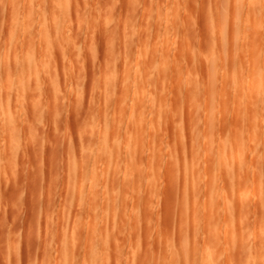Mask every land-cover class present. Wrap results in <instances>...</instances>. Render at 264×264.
Returning a JSON list of instances; mask_svg holds the SVG:
<instances>
[{
	"label": "rangeland",
	"instance_id": "374dc122",
	"mask_svg": "<svg viewBox=\"0 0 264 264\" xmlns=\"http://www.w3.org/2000/svg\"><path fill=\"white\" fill-rule=\"evenodd\" d=\"M63 1L64 0H62L61 3V0H0V264H92L95 260H92L90 257L94 255L97 256L96 253L99 251L96 249H102L104 251V248H100L99 244L102 245L101 247H105L104 245H106L105 250H108L105 251L106 253L102 250L101 253L99 252V255L102 254V256L100 255L101 257H99L98 255L95 264L96 262H98V264H131L134 262L133 264H135L137 263L136 261L140 262V258L144 259L143 257H146L144 256L145 253L147 255L144 259L145 261L143 260L145 264L146 262L147 264H180L182 261V264H184L185 261L186 264H188L186 258L189 255L190 258L188 260L192 258L189 264L192 262V264H201V262L207 264L208 261L209 264H264V208H262L264 199H261L262 202L260 204L259 201L261 200L257 197L259 196V190L261 193L259 197L263 196L262 187L264 190V12H261L264 11V0H243L246 5L243 3L240 5L244 6L245 10L243 7L239 8V5L236 7L235 0H230L231 4H229V0H65L66 2L64 1V3ZM225 1L228 5H231V10L229 9L230 15L227 16L226 23L224 24L225 27L223 26V28H225L223 32L229 33L227 35L224 33L226 36L224 43H226V41L228 43L229 40V45H223L224 43H221L223 40L221 41L216 38L217 30H213V28L216 29L214 23L217 21L214 22L216 20V15L214 17L215 20L212 18V13H215L212 9L215 8L216 2L223 4ZM253 2L260 3L254 4ZM252 3L253 7L262 4V10L259 9L261 6L257 9L259 11L257 13L259 17H257L259 19L262 18L261 20L255 17L251 18V14H253L251 7ZM249 8L250 10H248ZM238 11L239 13L242 12L241 16ZM250 11L252 13H250L249 17L248 13ZM242 16L243 19H241L243 23L241 24L242 21L240 22V17ZM245 16H247L246 18L249 17L248 21ZM244 18L246 20V29H244ZM255 20H258L263 26H260V23L254 25L252 22H257ZM238 21L242 26H239L240 24ZM238 26L242 28V31H244L246 35V40L243 41L244 46L242 45V48H246L247 45L248 53L240 52L242 49V42L232 44L234 41L233 38H237L235 34L240 32ZM255 26H258V28H255ZM236 28L238 31H235ZM256 30H261V33ZM254 32L258 33L259 40L256 38L257 33ZM248 33L249 36H253V38L251 37L249 39L247 36ZM45 34L47 36H45ZM243 39H245V37ZM248 41L251 42L249 43ZM255 41L258 43L261 41L262 43L260 44L262 45L258 46ZM249 44H251L252 49H249ZM233 45L237 47L235 48ZM232 47L234 48L232 49ZM228 48L229 51H227ZM221 49L224 50L222 51ZM232 51L235 53L232 54ZM250 51L252 52L253 62L255 61L254 63H256V65H254L253 62L251 64L252 58ZM234 55L236 57L240 56L236 59ZM248 55H250L249 58L247 57ZM232 57H235V60H233ZM152 59H154V63ZM247 59L250 60V63H248L249 61H247ZM212 62H214L213 65H216H214V69L212 68ZM236 64H242L241 66L239 65L242 73L239 72L244 76H239L240 73L238 72L239 74L237 73V77L241 79H238V82L243 81L246 83V90L248 88L247 83L249 82L247 79L250 78L246 77L247 71L250 67L253 68H250L248 75L251 76L252 73L254 77L252 75V80L251 78L249 79L250 83L248 86H250V91L251 88L254 91L251 92L252 95H255V91H259V93H257L258 95H255L256 98H259L258 96L261 95L259 99L255 98L251 101L250 93L248 96L247 91L239 90L238 88L236 90L233 83V80L235 81L237 78L234 72ZM241 68H243V71ZM231 69H233V72ZM145 70L147 71L145 72ZM212 70H216L219 74H217L219 80L215 79L217 75L215 76ZM144 72L147 74H144ZM225 74L226 76L228 75L229 81H226L228 77H226ZM141 75L144 76L142 82L139 77ZM207 75L208 77L211 75V77H209L210 79L207 78ZM223 75L225 79L224 77L222 78ZM241 76L242 78H240ZM211 78L217 80L218 83L216 82L213 86L212 84L214 82L212 84L209 82ZM20 81L21 83H19ZM251 81L254 88L258 86L257 89L251 87ZM135 82L141 87L134 84ZM227 82H229L231 86L227 84ZM22 83L23 85H21ZM193 84L196 90L195 92H193ZM225 84L227 85L225 86ZM134 87L137 91L139 90V93L136 94L137 91ZM217 87L218 90H216ZM233 88L237 91V94L234 93L235 91L233 92ZM220 89L222 90L220 91ZM223 90L224 92L227 90L225 93L228 95L226 96L223 94L226 96L224 99L221 96ZM214 91L216 92V97H213L215 96ZM239 91L242 92V96ZM141 94L145 97V99H143L144 102L142 100L139 101L137 98L141 96ZM132 95L133 98H131ZM219 95L221 99L218 97ZM233 95L234 97L237 95L235 98L239 101L241 98V103L244 104L242 105L239 101L237 103ZM254 95L252 98L255 97ZM161 96L163 100L160 102ZM211 97L214 101L209 103V101L212 100ZM6 98L8 99L6 100ZM134 98L137 101H135ZM248 98L249 100L247 101L246 99ZM188 100L190 103H188ZM219 100L221 101L218 103ZM224 100L228 101L229 103H227L229 105L227 103H224L225 105L227 104L226 106L222 104L225 102ZM254 100L259 101L256 103ZM138 101L143 103V105ZM162 101H165L166 109L165 106L162 107L160 105ZM250 101L253 102L251 104L254 106H251L249 103ZM245 102L248 103L249 106ZM116 103L117 105L115 106ZM261 103H263V106ZM188 104H190V106H188ZM236 104H239L238 108H236ZM213 105L217 110L213 111ZM222 105L226 108L224 106V108L221 107ZM154 106L156 107L154 108ZM118 107L120 108L118 109ZM149 107L151 108L149 109ZM160 107L164 109L160 111ZM143 108H145L146 111L141 110ZM188 108H191L190 110L193 109L192 111H194V113L197 112L202 115L199 116L198 114L200 121L197 119L198 121L195 122L193 119H190V117L195 118L197 113L193 116L194 113ZM245 108H247L246 111ZM134 109H136V114L134 113L131 117V114L135 111ZM139 109L141 113L138 111ZM235 109L237 111H235ZM156 110L157 114H150L151 112H156ZM158 110L161 115H163L161 116L163 117V125H161L162 129L159 128V130L157 128L155 130L156 127H161L157 122L159 121L158 116H160ZM120 111L123 114L119 113ZM234 112H237L236 116H233ZM241 112L244 115H242ZM245 112H247V114L250 113V116ZM121 114L122 116L124 114L126 116L121 117ZM138 114L139 116L140 114L143 116L145 115L142 117V121L145 122L146 120V123L144 125H142L144 122L139 124V127L144 128V130L138 128L141 133L138 132L137 134L135 131L138 130L134 129L138 126L134 127V123H136L134 117L137 119ZM208 114H210L209 117ZM212 114H215V119L217 118V121H215L216 123L214 122V117L211 116ZM210 116L213 118H210ZM224 116L226 119L223 118ZM238 116L245 120L239 119L238 122V120H236ZM4 117L7 119L5 122ZM255 117H258V119ZM152 118H154L155 124L152 122ZM233 118H236L235 120L238 123H235V120L231 121ZM218 119H222L223 121L221 120L220 122ZM246 119H251L250 123L253 124L252 126L258 127L257 130L260 129V131L257 132V130H255L256 128L253 130L252 126L250 129L249 121L247 122ZM176 120H179L177 124H180L179 126L182 127L184 132L187 130V132H185L187 134V136H185L186 141L184 139L183 144H186L185 147L187 146L186 148H189L185 150V153L182 150L184 145L182 146L178 140L177 145H175V139L177 137L175 136L174 138L173 126ZM211 120L215 125L213 132L211 131L213 126L211 125L212 127H210L211 122H208ZM206 121L209 124L208 127ZM230 121L232 124H230ZM114 122L117 127H115L116 131L113 128L114 132L112 133L111 130ZM189 122H194L193 124H195L197 128L199 125V129L201 130H198V134L196 132L197 135L194 134L198 137V140L195 139L196 142L193 140L196 146L198 141V151L196 148H193L192 145L194 143H191L194 137L192 136L193 138L191 139V135L189 134ZM222 122H225V125L228 122L227 126H225L226 128L228 127V131ZM108 123H111L110 127L107 126ZM219 123L221 125L223 124V126L219 125ZM256 123L259 125H255ZM6 124L7 126H5ZM233 125L237 126L233 127ZM104 128L106 130L110 129L109 136L112 140H109L111 142H109L110 146L112 145L114 149L115 146H117V149L113 150L112 146L111 149L115 152L118 151L117 153H119L120 149L123 151L119 153L120 155L118 154V158L115 160L119 163L118 165L115 164L116 166H113L112 163L114 160L111 159H108L111 161H106V163L103 162L104 160L101 159L105 157H102L99 151V154L97 152V154L94 153L93 155V150H95V148L99 150L96 146L97 143L99 144L101 141L99 142L96 140L100 137L102 139L103 131H106ZM237 128L238 130H236ZM216 130L217 132L215 133ZM231 130L232 132L233 130L237 132L240 130V140L244 138L245 141V144H242L243 139L241 140L242 150L244 148L245 154L243 150V152L240 153L241 156H238L239 159L237 155L235 156V161L239 160L240 162V159H242L244 155L246 158L249 157L248 160L243 157L244 160L242 159L243 162H241L245 163L247 160L245 164L247 165L248 163L249 166H245L244 164L243 169L246 173V167L249 168V171H247L249 172V174L247 173L249 176L246 175V177L248 179L250 177V180H248V183L247 179H244L245 176L244 178L242 177L245 175L243 173L240 178L241 180L243 178L245 183L241 182L244 186L243 188L240 186V188H242V195L245 194L244 196L246 197L249 194L248 196L250 197L252 194V197H248L250 201L249 199L243 200L247 202H245L246 205L250 202V205H248L250 207L246 206L241 200L242 204H240L239 199L236 198L235 201L239 202L238 205L244 204L240 209H238L240 205H237L238 207H235V209L233 208V203L235 204L233 198L235 197L231 195V190L233 191L232 194H234L235 186L241 185L237 182V176L239 175L234 174V172H230V174L226 171H220L223 173L222 174L217 169H215L216 172H214L215 170L213 169L209 170L212 164L207 165L210 162H208V156L210 154L213 156L214 161H216L217 148L220 149L222 148L220 145L225 144V147L228 146L227 142H229L228 139L231 137ZM142 131L144 136H142ZM158 131H161V133ZM209 131L211 132L209 133ZM253 131L256 132L253 133ZM220 132H223V134H219ZM214 133L215 135L213 136ZM139 134H141L140 136L142 138L137 140L136 138L139 137ZM252 134L254 136H252ZM205 136L207 139L209 136L211 137L207 140ZM117 138L121 142L117 141ZM91 139L94 140L92 141ZM11 140L13 141L11 142ZM113 140H116L118 144L121 143L120 146L118 144L116 145ZM121 146L122 148H120ZM159 147L162 148H160L161 155H158V150L160 151ZM179 147L180 149H176ZM191 148H193L192 152H195L192 153L194 154L192 156L190 153ZM213 148L215 151L212 150ZM125 150L128 152L130 150V152L127 153L126 151L125 153ZM176 150L179 153H176ZM127 154L135 158L134 160H130L135 161L132 164L133 166L136 165L133 167L134 170L131 168L130 162L128 163L129 157L125 156L124 159V155ZM176 154H180L179 157H181V162L178 159L179 157H176L178 156ZM186 154L188 155L186 156ZM252 154L256 164L255 162L250 164V160L253 158ZM174 155L175 158L173 157ZM183 156H186L188 162L191 161V164L193 161L194 163L196 161L195 158L193 160V156L196 157V159L198 158V173L196 169H194L197 173L196 175L194 174V170H192V174L190 173L192 172L191 169H188L190 174L187 172L188 170L186 172L183 171V163L184 159H186V157L184 158ZM159 158L161 159L159 160ZM213 158H210V160H213ZM173 159H175V161ZM98 160H101V163H99ZM125 160H127V163ZM170 160L172 161L171 163ZM156 161H158L159 164H157ZM153 162L156 163H154V166L152 165ZM197 162L195 165H197ZM93 164H95V166ZM110 164L113 169L110 167ZM253 164L256 166L253 169L255 173H253L254 171L252 170ZM126 165L130 167L127 166L126 169V167H124ZM155 165L157 166L155 167ZM168 165H170V167ZM93 166L96 168L94 169ZM108 167L111 168L110 171ZM172 167L175 172L174 176ZM205 167H208L207 169L209 172L208 170L207 172L210 176L213 175L212 178L206 173ZM114 169L116 171L119 170V173H115ZM170 170L172 172L171 175L169 172ZM110 172L113 173L112 176ZM211 172L213 174H211ZM217 172L220 173L221 177L226 173L225 177H218L219 173ZM94 174L95 176L92 178ZM183 174L186 175L184 176ZM192 175H195L193 176L195 179H193V177L191 178ZM215 175L219 179L216 180L217 183L213 182L216 179ZM172 176L173 178H171ZM226 177L227 181L225 182ZM228 177L230 181L236 179L234 181L236 185L233 181L228 183ZM112 178L116 179L113 180ZM143 178L145 179V183ZM210 178L213 179L212 182L215 184V187L219 184L217 187H220V190L217 188L216 190L218 191L215 189L213 191L212 189L209 192V187H211L212 184ZM230 178L234 179L231 180ZM111 179L113 182H111ZM172 179H174V182ZM221 179H223V181ZM194 180L196 181L195 184ZM257 180L259 181V190L257 189ZM114 181H116V183H114ZM190 181H193V183ZM141 182L143 186H141ZM169 183L172 185L170 184L169 186ZM110 184L114 186V192H112ZM230 184H232V186ZM253 184H255L256 189L252 186ZM192 185L197 186L198 191H193L195 194L198 192L196 197L195 195L191 197L193 193L191 188H194ZM230 186L232 189H229ZM245 186L248 188V191L243 190ZM94 187L96 190L95 193L91 192L94 190ZM199 188L201 190H199ZM195 189L196 187L193 190ZM138 191L139 196L137 195ZM250 191L251 194L249 193ZM97 192L98 194H96ZM208 192L211 194L215 192V195L221 194V196H216L213 201L215 202L217 200V203L219 201L218 206L216 205V209H218V207L219 209L215 214L213 213V215L210 210L214 209V212L215 205L212 204V209L208 208L210 206L209 204L203 205L204 202L209 203V200L207 201V194L210 195ZM95 194L97 197H95ZM113 194L117 197V200H115L113 204H110L109 198L113 200V197H110ZM236 194L237 193L234 195L239 197L238 194ZM124 195L127 196L125 197ZM212 196L210 195L208 197L212 198ZM193 197H195V199H193ZM204 197L207 199L203 202ZM192 199L196 200L195 203H199V206L197 205L199 207L197 210L195 209L196 206L193 207L194 203L189 205L190 207L192 206L195 211L192 208L191 210L188 206V201L191 203V201H193ZM212 199H210V204L212 203ZM96 201H98V205ZM184 201H187V203H184ZM200 202H202V204ZM115 203L118 204L116 205L117 208L115 207ZM259 204L261 205L262 211ZM90 207L94 208L93 210L96 211H93L95 216L98 214L99 219L98 216L95 217V219L98 220L93 219L94 215H92V209ZM106 207L107 209L105 210ZM246 207L249 209H245ZM205 208L208 209V211H206ZM98 209H100L99 212H97ZM108 209H110L111 212L114 209L116 210L115 215L117 217V222L115 221L113 224V217L111 216L110 218L105 216V220L108 218V222L107 220L105 221L106 226L104 227V225H102L104 223L103 216H110ZM203 209L206 211V214ZM195 212H197L196 216H194ZM208 214L209 216H207ZM210 214L212 215L211 217H214L215 223L212 218V221L209 220ZM204 215L208 220L204 218ZM260 216L261 219H259ZM228 217L232 222L227 220ZM204 219L206 222L210 221L211 224L212 222L214 223L212 224L213 226H211V224L209 226L212 228L217 227L215 233L208 225L206 228ZM109 220L111 224L107 229ZM257 220H262V222L257 223ZM98 221H100V223ZM91 222L100 226H97V228L96 224L93 225L94 223ZM133 223L136 225L135 227H138L136 228V233L135 228L132 229V227H134ZM260 223L262 226L257 229V225H260ZM90 225L92 227L95 226L94 229L90 227ZM164 226L166 227V231L163 228ZM203 226L205 227L204 229ZM241 226L245 228L243 229L244 231L246 230L245 232L242 230ZM109 227L110 230L111 227L113 228V234L117 227L118 233L116 232V235L118 239L116 240L117 237L115 236L116 238H114V241L118 243L112 242V238L108 236L112 234L111 232L108 234ZM71 228L72 231L70 230ZM239 228L240 233L238 232ZM99 229H102V231L100 230L102 233ZM208 229L212 232H209ZM259 229L262 230L260 233L257 232L260 231ZM94 230L95 233L93 232ZM70 231H74L76 234L78 232L80 233H78V235L74 232L72 233V236L76 238H73V245L71 244L72 237L70 236ZM97 231V239H102L99 241L102 243H98L96 238L93 240V234H97ZM162 231L168 232L169 235ZM103 232L107 235L105 236ZM195 232L196 235L194 236L193 234H195ZM83 233L88 235V237L92 235V245L91 242L88 241L90 246H93L92 251V247L88 246V242L81 239ZM160 233H162L164 238L171 236L173 239L172 244H170L172 241L171 239H169V241L162 236L164 240L160 238ZM163 233L166 236H164ZM204 233L205 237L203 235ZM86 235L83 239L87 237ZM206 235H208V238ZM100 236L101 238H99ZM106 237L108 239L110 238L109 241ZM131 240L133 241L132 243ZM135 240L137 241L136 243ZM104 241L107 243L105 244ZM164 241L168 243L165 244ZM108 242H110V245L113 247L110 246ZM160 242L161 246L162 244L163 246L167 245L165 246V251L162 250L164 248L159 247ZM173 243L175 248L179 249L178 253L184 252L183 255H178L181 259L178 262L175 261L176 259L179 260L178 256L176 258L177 249L174 248V252L176 251L174 253L176 254L175 257L172 253L173 248L171 247H174ZM95 244L98 245L96 246ZM134 244H136L137 247H135L136 251L134 248V250L131 249V246L133 247ZM168 244L170 246H168ZM180 244H182L181 247ZM85 245H87L88 248ZM254 245L256 247L253 248ZM98 246L99 248H97ZM184 246H188L192 249L193 255H191L190 249ZM108 247L110 248V252ZM85 248L88 249H86L87 252L90 250L88 254L84 252L86 256L81 252L83 250L85 251ZM119 248L122 249V251H120V256L117 255V253L119 254ZM170 249L172 250L171 253ZM194 249H196V251ZM113 250H115V253ZM131 250L134 257L131 256ZM204 250H206L205 256H203ZM94 251H96V253ZM137 251L140 252V257L137 255ZM142 251L143 253L145 251L143 255L141 254ZM91 252H93L94 255ZM133 252H136V255H134ZM108 255L112 257H108L109 259L106 258L108 260H106V263L104 262V258ZM207 255H210V258H208ZM115 256L118 259H114ZM183 256L185 260L181 258ZM83 257L85 258L83 259ZM196 257L197 259H195ZM141 264L143 263L141 262Z\"/></svg>",
	"mask_w": 264,
	"mask_h": 264
},
{
	"label": "bare ground",
	"instance_id": "6f19581e",
	"mask_svg": "<svg viewBox=\"0 0 264 264\" xmlns=\"http://www.w3.org/2000/svg\"><path fill=\"white\" fill-rule=\"evenodd\" d=\"M64 1H65V0H64ZM64 1H63V3H64ZM226 1H228V0H226ZM226 1L223 2V4H220L219 2H216L217 4L215 5V8L212 9V11H215V13L213 12L214 14L212 13V15H213L212 18L215 20L214 17H215V15H216V20H215L214 22L217 21L216 23H214V24L216 25V26H214V27H216V29L213 28V30H215V31L217 30V37H216V38H218V39L221 40V41L223 40V41L221 42L222 44L224 43V40H225V37H226L225 34H226V35L229 34V33H225V32H223V30L225 29V28H223V26H224V24L226 23L225 21H226V19H227V16L230 15V13H229V12H230L229 9L231 10V7H230L231 5H228V3H227ZM244 1H247V0H244ZM65 2H66V1H65ZM249 2H250V1H249ZM61 3H62V0H61ZM218 3H219V4H218ZM241 3L244 4L243 0H235V6L238 7V5H239V6H240L239 8H242V7H243V9L245 10V7L242 6V5H240ZM245 3H246V2H245ZM253 3H254V4H257V3H260V2H253ZM253 3H252V6H251V7H252V12H253V14H251V18H252V17L258 18V17H259V16H258L259 14L257 15V13H258L259 11H258L257 9H258L259 6H261V7L259 8V9H261V8H262V4H258L257 7H255V6L253 7ZM229 4H231V1H230V0H229ZM248 4H249V3H248ZM65 5H66V4H65ZM65 5H64V6H65ZM212 5H213V4H212ZM244 5H246V4H244ZM249 5H250V4H249ZM263 5H264V4H263ZM62 6H63V5H62ZM66 6H67V5H66ZM248 7H250V6H248ZM248 7H247V8H248ZM65 8H66V7H65ZM210 8H211V7H210ZM212 8H213V6H212ZM233 9H234V7H233ZM239 10H240V9H239ZM248 10H250V8H249ZM248 10H247V11H248ZM261 10H262V9H261ZM261 10H260V11H261ZM263 10H264V9H263ZM234 11H235V9H234ZM242 12L244 13L243 10H242ZM242 12L239 13V11H238V13H239L240 16H241V13H242ZM252 12L250 11V12L248 13V16H249L250 13H252ZM261 12H264V11H261ZM228 13H229V14H228ZM234 13H235V12H234ZM234 13H233V14H234ZM210 15H211V13H210ZM252 15H253V16H252ZM234 16H235V15H234ZM234 16H233V17H234ZM236 16H237V15H236ZM257 16H258V17H257ZM233 17H232V18H233ZM246 17H247V16H245V18H246ZM249 17H250V16H249ZM249 17H248V18H249ZM263 17H264V14H263ZM234 18H235V17H234ZM241 18L243 19V16L240 17V22L242 21V22H241V24H242V23H243V20H242ZM245 18H244V20H245ZM248 18H246L247 21H248ZM251 18H250V19H251ZM258 19H259V18H258ZM261 19H262V18H261ZM261 19H259V20H261ZM253 21H254V19H253ZM255 21H257V22H255V23L252 22L254 25H255V24L257 25V23H260V22H258V20H255ZM235 22H236V21H235ZM250 22H251V20H250ZM261 22H262V21H261ZM238 23H239V21H238ZM245 23H246V20L244 21V29L247 28V26H246V28H245ZM233 24H234V22H233ZM236 24H237V23H236ZM239 24H240V23H239ZM239 24H238V25H239ZM241 24H240L239 26H242ZM248 24H249V23H248ZM261 24H262V23H260V26H263V25H261ZM246 25H247V24H246ZM254 25H253V26H254ZM258 25H259V24H258ZM226 26H227V25H226ZM239 26H238V28H240V30H239L240 32H239L238 34H235V37L237 36V38H233L234 41H233L232 44H236V43L238 44V43L242 42V43H241V48H242V47L244 46V45H243V41L246 40V35H245L244 31H242V28L239 27ZM27 27H28V26H27ZM27 27H26V28H27ZM224 27H225V26H224ZM234 28H235V27H234ZM255 28H258V26H255ZM244 29H243V30H244ZM261 29H262V28H261ZM44 31H45V30H44ZM225 31H226V30H225ZM235 31H238L237 28L235 29ZM256 31H258V30H256ZM260 31H261V30H259L258 32H260ZM246 32H247V31H246ZM262 32H263V31H262ZM44 33H45V32H44ZM55 33H56V32H55ZM213 33H214V32H213ZM224 33H225V34H224ZM249 33H251V32H249ZM249 33L247 34L248 38H249V39H250L251 37L253 38V36H251V37L249 36ZM252 33H253V30H252ZM254 33H257V32H254ZM260 33H261V32H260ZM47 34H48V33H47ZM215 34H216V33H215ZM42 35H43V33H42ZM251 35H252V34H251ZM45 36H47V35L45 34ZM214 36H215V35H214ZM261 36H263V35H261ZM232 37H233V35H232ZM241 37H242V38H241ZM244 37H245V39H243ZM216 38H215V40H216ZM256 38H257L258 40L260 39L258 33L256 34ZM45 39H47V38H45ZM249 39H248V40H249ZM257 39H256V40H257ZM227 40H228V38H227ZM241 40H242V41H241ZM251 40H252V39H251ZM258 40H257V41H258ZM261 40H262V39H261ZM47 41H48V40H47ZM217 41H218V40H217ZM257 41H255V42L258 44V46H259V45H262V44H260V43H262L261 41H260V43H258ZM248 42L250 43L251 41H248ZM226 43H227V41H226ZM226 43H224L223 45H229V44H228V43H229V40H228V43H227V44H226ZM217 44H218V42H217ZM247 44H248V43H247ZM242 45H243V46H242ZM216 46H217V45H216ZM233 46H235V45H233ZM249 46H250L249 49H250V48L252 49L251 44H249ZM236 47H237V46H235V48H236ZM247 47H248V46L246 45V48H245V47L242 48L240 52H241V53H243V52H244V53H248L249 51L247 52ZM260 47H261V46H260ZM222 48H223V46H222ZM233 48H234V47H232V49H233ZM249 49H248V50H249ZM254 49H255V48H254ZM221 50L223 51L224 49H221ZM237 50H238V48H237ZM257 50H259V49H257ZM227 51H229V48H228ZM227 51H226V52H227ZM234 51H236V50H234ZM238 51H239V50H238ZM260 51H261V50H260ZM260 51H259V52H260ZM141 52H142V50H141ZM232 52H233V51H232ZM256 52H257V51H256ZM142 53H143V52H142ZM142 53H141V54H142ZM234 53H235V52H233L232 54H234ZM250 53H251V58H252V60H251V64H252V62H253L252 52L250 51ZM253 53H254V52H253ZM255 54H256V53H255ZM258 55H259V53H258ZM223 56H224V55H223ZM227 56H228V55H227ZM234 56H235V55H234ZM239 56H240V55H239ZM239 56H238V57H239ZM140 57H141V56H140ZM235 57H236V56H235ZM235 57H234V58H235ZM238 57H236V59H237ZM247 57L249 58L250 55H248ZM27 58H28V57H27ZM221 58H222V57H221ZM227 58H228V57H227ZM227 58H226V59H227ZM232 58H233V57H232ZM234 58H233V60H235ZM259 58H260V57H259ZM147 59H148V57H147ZM154 59H155V58H154ZM154 59H152V60H153V63H154ZM256 59H257V58H256ZM138 60H139V59H138ZM140 60H141V59H140ZM209 60H210V59H209ZM223 60H224V59H223ZM231 60H232V59H231ZM233 60H232V62H233ZM257 60H259V59H257ZM225 61H227V60H225ZM244 61H245V59H244ZM247 61H249L248 63H250V60L247 59ZM236 62H237V61H236ZM254 62H255V61H254ZM254 62H253V64L256 65V63H254ZM213 63H214V62H212L211 64L213 65ZM222 63H223V62H222ZM227 63H228V62H227ZM234 63H235V62H234ZM240 63H242V62H240ZM244 64H245V63H244ZM257 64H259V63H257ZM214 65H215V64H214ZM214 65L212 66L213 69H214ZM224 65H225V64H224ZM228 65H229V64H228ZM228 65H227V66H228ZM239 65H240V64H239ZM239 65L236 64V66H235V70H234V72H235V74H236V77L238 76L237 73H238L239 71L241 72V70H240V66H241L242 64H241L240 66H239ZM248 65H250V64H248ZM150 66H152V65H150ZM215 66H216V65H215ZM250 66H251V65H250ZM250 66H249V67H250ZM206 67H207V66H206ZM224 67H225V66H224ZM244 67H245V65H244ZM252 67H253V65H252ZM254 67H257V66H254ZM138 68H139V67H138ZM250 68H251V67H250ZM250 68H249L248 71H247L248 73H247V76H246V77H247V78L250 77L251 80H252V75H253V74L251 73V76L248 75V74H249V70H250ZM210 69H211V67H210ZM222 69H223V68H222ZM233 69H234V68H233ZM233 69H231L232 72H233ZM241 69H242V71H243V68H241ZM244 69H245V68H244ZM251 69H253V68H251ZM139 70H140V69H139ZM207 70H208V68H207ZM146 71H147V70H145V72H146ZM209 71H210V70H209ZM212 71H213V70H212ZM228 71H229V69H228ZM251 71H252V70H251ZM145 72H144V74H147V73H145ZM213 72L215 73V76L218 74V73L216 72V70L213 71ZM240 72H239V73H240ZM244 72H246V71H244ZM244 72H243V73H244ZM255 72H256V71H255ZM138 73L140 74L139 71H138ZM210 73H211V72H210ZM228 73H229V72H228ZM239 73H238V74H239ZM241 73H242V72H241ZM241 73L239 74V76L242 75ZM141 74H142V71H141ZM207 74H208V72H207ZM223 74H224V73H223ZM226 74H227V72H226ZM226 74H225V76H226ZM244 74H245V73H244ZM148 75H149V73H148ZM148 75H147V76H148ZM208 75H209V74H208ZM208 75H207V78L211 77V75H213V74H211L209 77H208ZM218 75H219V74H218ZM218 75H217V77H215V79H218ZM255 75H256V74H255ZM142 76H143V75L139 76L141 82L144 80V76H143V78H142ZM225 76L223 75L222 78L224 77V79H225ZM232 76H233V73H232ZM242 76H244V75H242ZM242 76H241L240 78H242ZM149 77H150V75H149ZM226 77H228V75H227ZM253 77H254V75H253ZM213 78H214V77H213ZM243 78H244V77H243ZM250 78L247 79V80L249 81V82L247 81V82H248V83H247L248 85H249V83H250V80H249ZM127 79H128V78H127ZM135 79H137V78H135ZM146 79H147V78H146ZM146 79H145V80H146ZM209 79H210V78H209ZM215 79H214V80H215ZM228 79H229V77L226 79V81H227ZM233 79H235V78H233ZM238 79H239V78L237 77L235 81L233 80V83H234V86H235L236 90H237V88H238L239 90L247 91L248 96H249V93L251 94V92L253 91L252 88H251V91H250V90H249V87H250V86L247 85L248 88H247V90H246V86H245L246 83L243 82V81L238 82L239 80H241V79H239V80H238ZM244 79H245V78H244ZM244 79H243V80H244ZM140 80H139V83H140ZM148 80H149V79H148ZM207 80H208V79H207ZM211 80H212V82H211ZM211 80H210V81L208 80V81H209L211 84L214 82V83L212 84V85L214 86V84L217 82V80L214 81L212 78H211ZM218 80H219V79H218ZM222 80H223V79H222ZM245 80H246V79H245ZM224 81H225V80H224ZM228 81H229V80H228ZM19 83H21V81H20ZM192 83H193V82H192ZM217 83H218V82H217ZM222 83H223V82H222ZM231 83H232V81H231ZM233 83H232V84H233ZM251 83H252V81H251ZM134 84H136V82H135ZM134 84H133V85H134ZM141 84H142V83H141ZM190 84H191V83H190ZM208 84H209V83H208ZM227 84H229V82H227ZM227 84H225V86H226ZM21 85H23V83H22ZM136 85H139V84H136ZM142 85H145V84H142ZM195 85H196V83H195ZM229 85H230V84H229ZM139 86H140V85H139ZM139 86H138V87H139ZM225 86H223V87H225ZM230 86H231V85H230ZM236 86H237V87H236ZM140 87H141V86H140ZM188 87H189V86H188ZM251 87H253V83H252V86H251ZM142 88H143V86H142ZM191 88H192V86H191ZM195 88H196V86H195ZM253 88H254V87H253ZM257 88H258V86H257ZM257 88H254V89H257ZM134 89H135V87H134ZM137 89H139V88H137ZM179 89H180V88H179ZM188 89H189V90H192V89H190V88H188ZM193 89H194V84H193ZM226 89H227V88H226ZM135 90H136V89H135ZM135 90H134V91H135ZM181 90H182V89H181ZM210 90H211V89H210ZM216 90H218V87H217ZM221 90H222V89H220V91H221ZM229 90H230V89H229ZM258 90H259V89H258ZM136 91H137V90H136ZM195 91H196V90L194 89L193 92H195ZM226 91H227V90H226ZM226 91H225V92H226ZM231 91H232V89H231ZM234 91H235V90H234V88H233V92H234ZM260 91H261V89H260ZM214 92H215V91H214ZM225 92H224V90H223V91H222V94H221V96H222L223 99H224V97L228 96V95H226L227 93H225ZM236 92H237V91H235L234 93L237 94ZM239 92H240V95H241L242 92H241V91H239ZM253 92H254V91H253ZM255 92H256L255 95H256L257 93H259V91H255ZM137 93H139V90L136 92V94H137ZM140 93H141V92H140ZM219 93H220V92H219ZM247 93H245V94H247ZM121 94H122V93H121ZM132 94H133V93H132ZM188 94H189V92H188ZM210 94H211V92H210ZM223 94H225L226 96L223 95ZM235 94H234V95H235ZM243 94H244V93H243ZM123 95H124V94H123ZM133 95H135V94H133ZM133 95H132L131 98H133ZM143 95L145 96L144 93H143ZM143 95L141 94V96H139V97L136 96V97L138 98L139 101H140V100L143 101V99H145V97H144ZM211 95H212V94H211ZM214 95H215V96H213V97H216V92H215ZM234 95H233V97H234ZM253 95H254V94H253ZM253 95L251 94V97H250L251 101H252V99H255V98H256L255 95H254L255 97L252 98ZM257 95H258V94H257ZM118 96H119V95H118ZM221 96L219 95L218 97L221 99ZM236 96H237V95H236ZM236 96H235V97H236ZM241 96H242V95H241ZM260 96H261V95H259L258 97L260 98ZM7 97H8V96H7ZM120 97L123 98L122 96H120ZM188 97H189V95H188ZM190 97H191V96H190ZM194 97H195V96H194ZM235 97H234V98H235ZM239 97H240V96H239ZM239 97H237V98H239ZM263 97H264V96H263ZM125 98H126V97H125ZM160 98H161V99H160V102H161V100H163V98H162V96H161ZM211 98H212V97H211ZM234 98H233V100H234ZM245 98H246V97H245ZM245 98H244V99H245ZM259 98H256V99H259ZM7 99H8V98H6V100H7ZM119 99H120V98H119ZM127 99H128V98H127ZM127 99H126V100H127ZM188 99H189V98H188ZM209 99H210V98H209ZM223 99H222V100H223ZM227 99H228V98H227ZM134 100H135V98H134ZM225 100H226V98H225ZM225 100H224V101H225ZM228 100H229V99H228ZM235 100H237V99L235 98ZM246 100L248 101L249 98L246 99ZM263 100H264V99H263ZM123 101H124V100H123ZM127 101H128V100H127ZM135 101H137V100H135ZM139 101H138V102H139ZM194 101H195V99H194ZM212 101H214L213 98H212L211 101H209V103L212 102ZM220 101H221V100H219L218 103H219ZM238 101H239V100H237V103H238ZM251 101L249 102L250 104L253 103V102H251ZM254 101H256V103H257L259 100H254ZM8 102H9V101H8ZM143 102H144V101H143ZM164 102H165V101H164ZM164 102L162 101L163 104H162V103L160 104L162 107L165 106V103H164ZM191 102H192V101H191ZM222 102H223V101H222ZM227 102H228V101H225V102H223L222 104L227 103ZM233 102H234V101H233ZM239 102L241 103V98H240V101H239ZM242 102H243V101H242ZM134 103H135V102H134ZM139 103H140V102H139ZM188 103H190L189 100H188ZM196 103H197V102H196ZM228 103H229V102H228ZM228 103H227V104H228ZM230 103H231V99H230ZM234 103H235V102H234ZM245 103H246V102H245ZM263 103H264V102H263ZM263 103H261L262 106H263ZM119 104H120V102H119ZM122 104H123V103H122ZM140 104L143 105V103H140ZM155 104H156V103H155ZM211 104H212V103H211ZM213 104H214V103H213ZM220 104H221V103H220ZM220 104H219V105H220ZM227 104H226V105H227ZM241 104L243 105L244 103H241ZM246 104L248 105V103H246ZM246 104H245V105H246ZM116 105H117V103L115 104V106H116ZM152 105H153V104H152ZM192 105H193V104H192ZM224 105H225V104H224ZM224 105H222L221 107H223ZM226 105H225V106H226ZM228 105H229V104H228ZM233 105H235V104H233ZM236 105H237V104H236ZM252 105H253V104H251V106H252ZM115 106H114V108H115ZM119 106H120V105H119ZM124 106H126V105H124ZM188 106H190V104H188ZM193 106H196V105H193ZM225 106H224V107H225ZM238 106H239V104L236 106V108H238ZM248 106H249V105H248ZM251 106H250V107H251ZM253 106H254V105H253ZM122 107H123V106H122ZM138 107H139V106H138ZM141 107H142V106H141ZM152 107H153V106H152ZM155 107H156V106H154V108H155ZM158 107H159V106H158ZM215 107H216V104H215ZM215 107H214V105H213V107H212V108H214L213 111H214V110H217ZM224 107H223V108H224ZM256 107H257V106H256ZM119 108H120V107H118V109H119ZM125 108H126V107H125ZM150 108H151V107H149V109H150ZM191 108H192V107H191ZM191 108H188V109L190 110ZM196 108H197V107H196ZM212 108H211V109H212ZM225 108H226V107H225ZM241 108H242V107H241ZM247 108H249V107H247ZM247 108H245V111H246ZM261 108H262V107H261ZM122 109H123V108H122ZM130 109H131V107H130ZM161 109L163 110L164 108H161V107H160V111H162ZM165 109H166V106H165ZM194 109H195V107H194ZM249 109H250V108H249ZM249 109H248V110H249ZM252 109H253V108H252ZM252 109H251V111H252ZM134 110H135V111H134ZM134 110H133L134 112L132 111L133 113L131 114V117L134 115V113L136 114V109H134ZM141 110L144 111L145 108H143V109H141ZM141 110L139 109L138 111L140 112ZM192 110H193V109H192ZM192 110H190V111H192ZM198 110H199V109H198ZM221 110H222V109H221ZM248 110H247V112H248ZM256 110H257V109H256ZM258 110H259V109H258ZM115 111H116V110H115ZM143 111H142V112H143ZM145 111H146V110H145ZM147 111H148V110H147ZM151 111H152V110H151ZM196 111H197V109H196ZM219 111H220V110H219ZM219 111H218V112H219ZM235 111H237V110L235 109ZM241 111H242V110H241ZM253 111H254V110H253ZM117 112H118V110H117ZM117 112H116V113H117ZM158 112H159V110H158ZM209 112H210V110H209ZM223 112H224V111H223ZM242 112H244V111H242ZM242 112H241V114H242ZM247 112H245V113L247 114ZM249 112H250V111H249ZM116 113H115V114H116ZM119 113H122V112L120 111ZM124 113H125V112H124ZM140 113H141V112H140ZM146 113H147V112H146ZM152 113H153L154 115H155V113L157 114V110H156V112L154 111V112H151L150 114H152ZM159 113H160V112H159ZM159 113H158V115H159ZM192 113H194V111H192ZM192 113H191V116H192ZM195 113H197V112H195ZM195 113L193 114V116L196 115ZM215 113H216V111H215ZM221 113H222V112H221ZM234 113H235V112H234ZM234 113H233V116H236L237 112H236L235 114H234ZM257 113H258V112H257ZM257 113H256V115H257ZM122 114H123V113H122ZM122 114H121V117H125V116H126L125 114L122 116ZM163 114H164V111H163ZM198 114H199V113H197V116H198ZM238 114H240V113H238ZM251 114H252V113H251ZM158 115H157V116H158ZM209 115H210V114H208V117H209ZM221 115H222V114H221ZM242 115H244V114H242ZM242 115H240V116H242ZM247 115L250 116V113L247 114ZM247 115H246V116H247ZM252 115H253V114H252ZM252 115H251V116H252ZM254 115H255V114H254ZM115 116H116V115H115ZM119 116H120V115H119ZM129 116H130V114H129ZM129 116H128V117H129ZM144 116H145V115H144ZM144 116H143L142 114H140V116H139V114H138V118H137V119H136V117H134L135 119L133 118L134 121L136 120V123H134V124H135L134 127L138 126V127H136V129H134V130H138V131H135L137 134H138V132L141 133L139 129L142 128V127H139V126H140L139 124H141V123L144 122V121H142V117H144ZM149 116H150V115H149ZM161 116H163V115H161V113H160V116H158V120H159V121H157V122L160 124V126L163 125V119H162L163 117H161ZM197 116H195V118H194V117H193V118L190 117V119H191V120L193 119L195 122L198 121L197 119H199V121H200L199 116H202V115L199 114L198 118H197ZM211 116L214 117L215 114H214V115L212 114ZM211 116H210V118H213V117H211ZM222 116H223V115H222ZM153 117H154V116H153ZM155 117H156V116H155ZM129 118H130V117H129ZM206 118H207V117H206ZM223 118L226 119L225 116H224ZM228 118H229V117H228ZM228 118H227V119H228ZM231 118H232V116H231ZM247 118H248V117H247ZM255 118L258 119V117H255ZM255 118H254V119H255ZM4 119H5V120H4ZM4 119H3L4 122L7 121V119H6L5 117H4ZM122 119H124V118H122ZM122 119H121V120H122ZM153 119H154V118H152V120H153ZM161 119H162V121H161ZM195 119H196V120H195ZM207 119L210 120L209 118H207ZM214 119H215V117H214ZM235 119H236V118H235ZM235 119L233 118V120H231V119H230V120H231V121H234ZM239 119L245 120V119H243L242 117H239V116H238V119H236V120H238V122H239ZM251 119H253V118H251ZM251 119H250V120H247V119H246L247 122L249 121L248 123H249V125H250V129H251V126L253 125V124L250 123ZM130 120H132V119H130ZM148 120H149V119H148ZM191 120H189V121H191ZM218 120H219V119H218ZM221 120H222V119H220L219 121L221 122ZM236 120H235V123L237 122ZM8 121L10 122L9 119H8ZM123 121H125V120H123ZM149 121H150V120H149ZM154 121H155V120H153L152 122L154 123ZM176 121H177V122H176ZM176 121H174L175 125L173 124V125H174V126H173V127H174V131H173V132H174V138H175V136L177 137V138L175 139V140H176L175 145H177V140H178L179 143H181L182 146H183V145H184L183 143H184L185 136H187V134L185 133V132H187V130H185V132H184V131L182 130V127L179 126L180 124H179V125L177 124V123L179 122V120H176ZM215 121H217V118L214 120V122H215ZM222 121H223V120H222ZM227 121H228V120H227ZM231 121H230V124H232ZM246 121H245V123L247 124ZM254 121H255V120H254ZM254 121H253V122H254ZM131 122H133V121H131ZM152 122H151V123H152ZM201 122H202V121H201ZM206 122H207V121H206ZM208 122H211V123H212V120H211V121H208ZM208 122H207L206 124H208ZM238 122H237V123H238ZM6 123H7V122H6ZM10 123H11V122H10ZM145 123H146V120H145V122H144L142 125H144ZM158 123H157V124H158ZM180 123H181V121H180ZM193 123H194V122H193ZM193 123H192V122H191V123L189 122V124H190V125H189V126H190V133H189V134L191 135V139L194 137V139L191 140V143H194L195 139L198 138V137H196V135L198 134L199 131H201V130L199 129V125L197 124V125H198V128H197V127H195V124H193ZM211 123H210V127L213 126V127H212L213 129L211 130V131L213 132V130H214V126H215V125H214V123H212V124H211ZM215 123H216V122H215ZM222 123L224 124V127H225V126H227V123H228V122L226 123V125H225V122H222ZM235 123H234V124H235ZM245 123H244V124H245ZM4 124H5V123H4ZM110 124H111V123H110ZM110 124L108 123L107 126L110 127ZM114 124H115V122H114ZM114 124H113L112 130H111L112 133L114 132V131H113V128H114V130L116 131V128H115V127H117L116 124H115V126H114ZM136 124H137V125H136ZM154 124H155V123H154ZM154 124H153V125H154ZM199 124H201V123H199ZM223 124L221 125V124L219 123V125H221V126H223ZM239 124H240V123H239ZM239 124H238V127H239ZM242 124H243V122H242ZM9 125H10V124H9ZM9 125H8V126H9ZM11 125H12V123H11ZM211 125H212V126H211ZM228 125H229V124H228ZM249 125H248V126H249ZM255 125H259V124L256 123ZM255 125H254V126H255ZM5 126H7V124H6ZM132 126H133V125H132ZM156 126H158V125H156ZM181 126H182V125H181ZM208 126H209V124L207 125V127H208ZM236 126H237V125H233V127H236ZM154 127H155V125H154ZM210 127H209V129H210ZM216 127H217V126H216ZM216 127H215V128H216ZM230 127H231V126H230ZM7 128H8V127H7ZM10 128H11V127H10ZM138 128H139V129H138ZM157 128H158V129H159V128L162 129V126H161V127H156L155 130H156ZM204 128H205V127H204ZM222 128H223V127H222ZM225 128H226V127H225ZM225 128H224V130H225ZM252 128H253V130H254V128H256V126H255V127L252 126ZM132 129H133V128H132ZM196 129H197V131H196ZM209 129H208V130H209ZM220 129H221V127H220ZM226 129H227V131H228V127H227ZM231 129H232V127H231ZM239 129H240V128H239ZM257 129H258V127H257L255 130H257ZM7 130H8V129H7ZM104 130H106V129L104 128ZM142 130H144V128H142ZM159 130H160V129H159ZM198 130H199V131H198ZM204 130H205V129H204ZM204 130H203V131H204ZM236 130H238V128H237ZM236 130H233V132H232V130H231V132H232L231 137H230V135H229L230 139H228L229 142H227V143H228L227 145L229 146V150H230V151L228 150V146L225 147L226 144H225V145H220V147H222V148H220V147H219L220 149L217 148V151H218V152H217V154H216V158H215L216 161H214L213 156H211V154H210L209 156H211V157L208 156V162H209V161H210V162H209V163L207 162L208 164L206 163L207 165H211V164H212L211 168L209 167V168H210L209 170H211V169H213V170L217 169L219 172H220V171H222V172H223V171H226V172H229V173H230V172H234V174H236V175L238 174V175H239V176H237V182H238V184H241V185H237L238 187L235 186V189H236V190L233 188V189H234V192L237 193L239 197H236V196L234 195L235 193L232 194L233 191L231 190V195H233V196L235 197V198H233V199H234V202H235V204L233 203V206H234L233 208H234V209H235V207H238L240 204H242L241 201H242L243 203H245L246 201H243V200H248L250 197H252L251 191L249 192V193L251 194L250 197L248 196L249 194L247 195V192H246V195H247L246 197L244 196L245 194L242 195V193H241V189H242L243 186H244V184L242 185V183H243V182L245 183V181L243 180L244 176H245V178H244L245 180H246V179H247V181L250 180V177H249V179L246 177L247 173L249 174V172H247V171H249V168L246 167V173L244 172V169H243V168H244L243 166H244V164L247 162V160H248L249 157H248V158L244 157V156H245V155H244V154H245V150H244V148H243V150H244V154H243L244 156H243V157L247 159L246 162H245V163H242L243 160H244L243 157H242L243 160L240 159L242 162H241V161L239 162V160H238V161H235V158H236L235 156L237 155V157H238V156L240 155V153L243 152V150H242V145H241V140H242V139H243L242 144H243V143L245 144L244 138H242V139L240 140V138H241V137L239 136V132H240V130H239V132H237ZM8 131H9V130H8ZM109 131H110V129H109V130L107 129L106 131H103L104 133H103V137H102V139H101V137H100L101 135H100V136H99V137H100V138H99L100 140H99V139L96 140V141H99V142L101 141V143H99L100 145L97 143V146H96L97 148H99V150H97L96 148H95V150H93L94 148H93L92 150H93V155H94V153L97 154V152L99 151L100 154H102V157H105V158H102V159H101V160H104L103 162H105V163H106V161L114 160L115 163H114V162L112 163L113 166H114L115 164H116V165L119 164L118 161H115V160H117V158H118V154L121 153V152H123V151L120 149V148H122V146L119 148V149H120L119 153H117L118 151H117V152L113 151V150L117 149V148H116L117 146H115V149H114V147L111 145V146L113 147V148H112L113 150L111 149V146H110V143H111V142L109 141V140H111V139H110V136H109V135H110V132H109ZM211 131H209V133H210ZM225 131H226V130H225ZM258 131H260V129L257 130V132H258ZM158 132L161 133V131H158ZM196 132H197V134H196ZM216 132H217V130L215 131V133H216ZM254 132H256V131H253V133H254ZM100 133H101V132H100ZM133 133H134V132H133ZM136 133H135V134H136ZM142 133H143V131H142ZM156 133H157V132H156ZM159 133H158V134H159ZM215 133L213 134V136L215 135ZM221 133L223 134V132H220L219 134H221ZM251 133H252V131H251ZM101 134H102V133H101ZM194 134H196V135H194ZM204 134H205V133H204ZM240 134H241V133H240ZM140 135H141V134H139V137L136 138L137 140L142 138ZM199 135H200V133H199ZM112 136H113V135H112ZM135 136H136V135H135ZM142 136H144V133H143ZM192 136H193V137H192ZM211 136H212V135H211ZM211 136H209L208 139H209ZM241 136H243V135H241ZM252 136H254V135L252 134ZM113 137H114V136H113ZM205 137H206V136H205ZM205 137H204V140H205ZM95 138H96V137H95ZM12 139H13V138H12ZM206 139H207V137H206ZM208 139H207V140H208ZM253 139H254V138H253ZM91 140L93 141L94 139H91ZM175 140H174V141H175ZM188 140H189V139H188ZM193 140H194V141H193ZM197 140H198V139H197ZM12 141H13V140H11V142H12ZM111 141H112V140H111ZM113 141H114V140H113ZM115 141H116V140H115ZM115 141H114V143H116V145H117V144H118L117 141H120V140H118V138H117V141H116V142H115ZM143 141H144V140H143ZM185 141H186V139H185ZM192 141H193V142H192ZM226 141H227V140H226ZM94 142H95V141H94ZM109 142H110V143H109ZM120 142H121V141H120ZM139 142H140V141H139ZM144 142H145V141H144ZM195 142H196V141H195ZM206 142H207V141H206ZM208 142H209V141H208ZM92 143H93V142H92ZM136 143H137V142H136ZM141 143H142V142H141ZM145 143H146V142H145ZM185 143H186V142H185ZM203 143H205V142H203ZM94 144H95V143H94ZM120 144H121V143H119L118 145L120 146ZM205 144H206V143H205ZM223 144H224V143H223ZM12 145H13V144H12ZM140 145H141V144H140ZM142 145H143V144H142ZM185 145H186V144H185ZM185 145L182 147V150L184 151V153L186 152L185 150H188V148H189V147L186 148L187 146L185 147ZM190 145H191V144H190ZM109 146H110V147H109ZM162 146H163V145H162ZM162 146H161V147H162ZM192 146H193L194 149L196 148V150H197V146H199V145H198V141H197V146H196L195 143H194ZM192 146H191V147H192ZM244 146H245V145H244ZM244 146H243V147H244ZM161 147H159V149H160ZM177 147H178V146H177ZM246 147H247V146H246ZM11 148H12V147H11ZM142 148H143V147H142ZM184 148H185V149H184ZM193 148H191V151H190L191 156L194 155V154H192V153L194 152V151L192 152V149H193ZM215 148H216V147H215ZM127 149H129V148H127ZM136 149H137V148H136ZM152 149H153V148H152ZM155 149H156V148H155ZM161 149H162V148H161ZM161 149H160V151L158 150V152H159L158 155H159V154L161 155V153H160V152H161ZM176 149H180V147H179V148H176ZM207 149H209V148H207ZM96 150H97V151H96ZM148 150H150V149H148ZM196 150H195V151H196ZM198 150H199V149H198ZM198 150H197V151H198ZM212 150H214V148H213ZM126 151H127V150H125L124 152L126 153ZM132 151H133V150H132ZM134 151H135V149H134ZM162 151H163V150H162ZM178 151H179V150H178ZM180 151H181V150H180ZM208 151H211V150H208ZM214 151H215V150H214ZM248 151H249V150H248ZM99 152H98V154H99ZM129 152H130V150H129ZM129 152L127 151V153H129ZM135 152H136V151H135ZM155 152H156V150H155ZM175 152H176V153H179V152H177V150H176ZM199 152H200V151H199ZM249 152H250V151H249ZM249 152H248V153H249ZM125 153H124V154H125ZM131 153H132V152H131ZM152 153H153V152H152ZM194 153H195V152H194ZM210 153H211V152H210ZM122 154H123V153H122ZM122 154H121V155H122ZM155 154H157V153H155ZM180 154H181V153H180ZM180 154H179V155H180ZM182 154H183V153H182ZM213 154H214V153H213ZM246 154H247V153H246ZM119 155H120V154H119ZM129 155H130V154H129ZM129 155H128V154H127V155H124V159H125V156L129 157V161H128V163L130 162L129 164L131 165V168L133 169V167L136 166V165H134V166L132 165L133 162H135V161H130V160H131V159L134 160L135 158H132V156H131V155L129 156ZM176 155H178V154H176ZM179 155L176 156V157H179ZM187 155H188V154H186V156H187ZM198 155H199V153H198ZM205 155H206V153H205ZM207 155H208V154H207ZM248 155H249V154H248ZM135 156H136V155H135ZM153 156H154V155H153ZM186 156H185V157H186ZM240 156H241V155H240ZM252 156H253V154H252ZM96 157H97V156H96ZM122 157H123V156H122ZM127 157H126V159H127ZM173 157L175 158V155H174ZM183 157H184V156H183ZM185 157H184V158H185ZM214 157H215V154H214ZM100 158H101V157H100ZM106 158H107V159H106ZM113 158H114V159H113ZM120 158H121V157H120ZM153 158H154V157H153ZM156 158H157V156H156ZM170 158H171V157H170ZM180 158H181V157L178 158L179 161H180ZM192 158H193V160H194V158H195V160H196L195 163L198 161V162H197V165H195L194 161L192 162V164H191V161L188 162V158L186 157V159H184V163H183V171L186 172L188 169H191V171L194 170V169H196V171H197V173H198L197 168H199V167H198L199 160H198V158L196 159V157H194V156H193ZM210 158H211V159L213 158V160H210ZM240 158H241V157H240ZM105 159H106V160H105ZM108 159H111V160H108ZM160 159H161V158H159V160H160ZM190 159H191V157H190ZM238 159H239V157H238ZM250 159H251V158H250ZM254 159H255V158H254V156H253L252 160H250V161H251L250 164H252V163H254V162H255V164H256V161H254ZM101 160H100V161H101ZM118 160H120V159H118ZM152 160H153V159H152ZM159 160H158V161H159ZM173 160L175 161V159H173ZM98 161H99V160H98ZM98 161H97V163H98ZM100 161H99V163H101ZM125 161H126V163H127V160H125ZM153 161H154V160H153ZM158 161H156L157 164H159ZM174 161H173V162H174ZM177 161H178V160H177ZM206 161H207V160H206ZM212 161H213V162H212ZM252 161H253V162H252ZM171 162H172V161L170 160V163H171ZM180 162H181V161H180ZM214 162H215V163H214ZM99 163H98V164H99ZM108 163H109V162H108ZM110 163H111V162H110ZM126 163H125V164H126ZM154 163H155V162H153V164H152L153 166H154ZM161 163H162V161H161ZM189 163H190V164H189ZM95 164H96V163H95ZM95 164H93V165L95 166ZM103 164H104V163H103ZM134 164H135V163H134ZM136 164H137V163H136ZM148 164H149V163H148ZM155 164H156V163H155ZM206 164H205V165H206ZM213 164H214V165H213ZM116 165H115V166H116ZM173 165H174V164L172 163V166H173ZM207 165H206V166H207ZM247 165H248V163H247ZM247 165L245 164V166H247ZM94 166H93V168H94ZM127 166H129V165H126V166H124V167H126V169H127ZM156 166H157V165H155V167H156ZM168 166L170 167V165H168ZM248 166H249V165H248ZM250 166H251V165H250ZM253 166H254V164L252 165V170L256 167V166H254V167H253ZM261 166H262V165H261ZM99 167H100V165H99ZM102 167H103V166H102ZM102 167H101V169H102ZM110 167H112L111 164H110ZM110 167H108V168H109V171H110V169H111ZM129 167H130V166H129ZM129 167H128V168H129ZM137 167H138V165H137ZM161 167H162V166H161ZM161 167H160V169H161ZM173 167H174V166H173ZM173 167H172V168H173ZM212 167H214V168H212ZM95 168H96V167H95ZM95 168H94V169H95ZM104 168H105V166H104ZM108 168H107V170H108ZM131 168H129V169H131ZM157 168H158V167H157ZM172 168H171V169H172ZM181 168H182V167H181ZM207 168H208V167H207ZM207 168L205 167V169H206V173L209 172V170H208ZM259 168H260V167H259ZM105 169H106V168H105ZM112 169H113V167H112ZM247 169H248V170H247ZM257 169H258V167H257ZM114 170H115V169H114ZM114 170H112V171H114ZM117 170H118V169H117ZM133 170H134V169H133ZM133 170H132V171H133ZM207 170H208V172H207ZM213 170H212V172H213ZM118 171H119V170H118ZM118 171L115 170V173H119ZM172 171H173V173H174V174H173V176H174V175H175L174 168H173ZM196 171L194 170V174H195V175L197 174ZM250 171H251V169H250ZM253 171H254L253 173H255V170H253ZM256 171H257V170H256ZM93 172H94V171H93ZM124 172H125V171H124ZM169 172H170V175H171V173H172L171 170H170ZM185 172H184V173H185ZM187 172L189 173V170H188ZM212 172H211V174H213ZM214 172H216V170H215ZM219 172H217V173H219ZM222 172H220V173H222ZM97 173H98V172H97ZM126 173H127V172H126ZM128 173H129V172H128ZM139 173H140V172H139ZM190 173L192 174L193 171L190 172ZM190 173H189V174H190ZM217 173H216V174H217ZM220 173L218 174V177L220 176ZM243 173H244L245 175L242 176ZM108 174H109V173H108ZM110 174H111V176L113 175L112 172H110ZM141 174H142V173H141ZM141 174H138V175H141ZM189 174H188V175H189ZM222 174H223V173H222ZM222 174H221V175H222ZM225 174H226V173H225ZM225 174H224V176L222 175V177L220 176V178H224V177H225ZM230 174H231V173H230ZM230 174H228V175H230ZM234 174H232V175H234ZM114 175H115V174H114ZM133 175H134V174H133ZM135 175H136V174H135ZM157 175H160V174H157ZM183 175H184V174H183ZM185 175H186V174H185ZM185 175H184V176H185ZM195 175H192L191 178H192L193 176H195ZM208 175H209V173H208ZM228 175H227V176H228ZM93 176H95V174L92 175V178H93ZM148 176H149V174H148ZM155 176H156V174H155ZM155 176H154V179H155ZM173 176H172L171 178H173ZM209 176H210V175H209ZM234 176H235V175H234ZM241 176L243 177L242 180H241V178H240ZM247 176H249V175H247ZM252 176H253V175H252ZM136 177H137V175H136ZM210 177L212 178L213 175H211ZM215 177H216V179L214 178L215 181H213V179L210 178V179H211V183H212L214 186H213L212 184H211V187H209V186L207 185V186L210 188V189H209V192H210L212 189H213V191H214V189L216 190L217 188H219V190H220V187H217V185H219V184H217L216 187H215V184H214V183H215V182L217 183L216 180H219V179L217 178L216 175H215ZM229 177H230V176H229ZM229 177H228V180H229ZM235 177H236V176H235ZM253 177H256V176L254 175ZM158 178H159V177H158ZM158 178H157V179H158ZM112 179H113V178H112ZM112 179H111V182H113V180L116 179V178H114L113 180H112ZM133 179H134V178H133ZM139 179L141 180L140 177H139ZM143 179H144V178H143ZM143 179H142V180H143ZM154 179H153V180H154ZM193 179H195V178L193 177ZM193 179H191V180H193ZM210 179H209V180H210ZM230 179L232 180V179H234V178H230ZM239 179H240V180H239ZM135 180H136V179H135ZM155 180H156V179H155ZM173 180H174V179H172V181H173ZM221 180L223 181V179H221ZM235 180H236V179H235ZM235 180H234V181H235ZM253 180H254V179H253ZM255 180H256V178H255ZM255 180H254V181H255ZM133 181H134V180H133ZM136 181H138V180H136ZM136 181H135V182H136ZM212 181H213L214 183H213ZM226 181H227V177H226V179H225V182H226ZM232 181H233V180H232ZM232 181L229 180L228 183H230V182H232ZM234 181H233V183L235 184ZM257 181H258V180H257ZM263 181H264V180H263ZM173 182H174V181H173ZM190 182L193 183V181H190ZM220 182H221V181H220ZM241 182H242V183H241ZM255 182H256V181H255ZM261 182H262V180H261ZM114 183H116V181H114ZM133 183H134V182H133ZM144 183H145V179H144ZM195 183H196V181L194 180V184H195ZM209 183H210V182H209ZM218 183H219V182H218ZM248 183H249V181H248ZM252 183H253V182H252ZM256 183H257V182H256ZM148 184H149V183H148ZM170 184H171V183H169V186H170ZM262 184H263V183H262ZM134 185H135V183H134ZM171 185H172V184H171ZM230 185L232 186V184H230ZM235 185H236V184H235ZM248 185H249V184H248ZM248 185H247V186H248ZM116 186H117V185H116ZM118 186H119V185H118ZM136 186H137V185H136ZM139 186H140V185H139ZM139 186H138V187H139ZM141 186H143V185H142V182H141ZM228 186H229V185H228ZM231 186H230L229 189H232ZM240 186H242V188H240ZM252 186L255 187L254 189H256L255 184H253ZM262 186H263V185H262ZM110 187H112V192H114V189H115L114 186H111V184H110ZM192 187H194V188L196 187V189L193 190L194 188H191V189H192L191 191H192V192H193V191L196 192V190H197V186H196V185H195V186L192 185ZM212 187H214V188H212ZM233 187H234V186H233ZM253 187H252V190H253ZM257 187H258L257 189L259 190V181H258V186H257ZM189 188H190V187H189ZM206 188H207V187H206ZM206 188H205V189H206ZM92 189H93V188H92ZM116 189H117V188H116ZM139 189H140V188H139ZM249 189H251V188H249ZM137 190H138V189H137ZM199 190H201V189L199 188ZM207 190H208V189H207ZM243 190H244V191H248V188H246V186H245V188H244ZM258 190H257V191H258ZM95 191H96V190H95V187H94V190L91 191V192L95 193ZM189 191H190V189H189ZM191 191H190V192H191ZM197 191H198V190H197ZM213 191H212V192H213ZM216 191H218V190H216ZM263 191H264V190H263V187H262V194H263V196H262V197H259V196H261V195H260V194H261V193H260V190H259V194H258L259 196H257L258 198H260V200H261V199H262V200L264 199V192H263ZM98 192H99V191H98ZM98 192H97L96 194H98ZM194 192L192 193L193 195L191 194V197L194 196V195H195V197H196V195L198 194V192H197V194H195ZM209 192H208V193H209ZM242 192H243V191H242ZM135 193H136V192H135ZM206 193H207V192H206ZM244 193H245V192H244ZM96 194H95V197H97ZM111 194H112V193H111ZM111 194H110V195H111ZM136 194H137V193H136ZM136 194H135V195H136ZM209 194H210L211 196H212V194H213V196H212L213 199H212L211 197H208V196H210V195L207 194V198H208V199H207L206 197H204L203 202L206 201V199H207V201L209 200V203H207V202L205 203V202H204L203 205H207V204H209L210 206L208 205L209 207H208V206H206V207H208V208H210V209H212V208H213V205H215V206H214V207H215V211H214V212H213L214 209H212V210L209 209L210 212H211L212 215H213V213L215 214V212L219 209V207H218V209H216V205L218 206L219 201H218V203H217V200L215 201L217 204H216L215 202H213V201L215 200L216 196H219V195L221 196V194H219V195H218V194L215 195V194H216L215 192L212 193V194H211V193H209ZM237 194H236V195H237ZM92 195H94V194H92ZM110 195H109V196H110ZM113 195H114V194H113ZM113 195L110 196V197H113V200H111L112 198H111V199L109 198V200H110V204H113V202H114L115 200H117V197H115V195H114V196H113ZM135 195H134V196H135ZM137 195L139 196V191H138V194H137ZM124 196L126 197L127 195H124ZM114 197H115L116 199H115ZM181 197H182V196H181ZM195 197H193V199H195ZM248 197H249V198H248ZM217 198H219V197H217ZM236 198L239 199V202H240L239 205H238L239 202L235 201ZM258 198H257V199H258ZM123 199H124V198H123ZM126 199H127V198H126ZM135 199H136V198H135ZM137 199H138V197H137ZM193 199H192V200H193ZM210 199H212V203H211V204H210V202H211ZM238 199H237V200H238ZM93 200H94V199H93ZM240 200H241V201H240ZM262 200H261V201L257 200V201H259V203L261 204ZM111 201H112V202H111ZM249 201H250V199H249ZM263 201H264V200H263ZM185 202L187 203V201H184V203H185ZM195 202H196V200L191 201V203L188 201V203H189L188 206H189V205H192V204L194 203V204H193V207L196 206L195 209L197 210V209L199 208V207H198V206H199V203H195ZM236 202H237V204H236ZM91 203H92V202H91ZM200 203L202 204V202H200ZM214 203H215V204H214ZM246 203H247V202H246ZM246 203H245V205H246ZM249 203H250V202H248V204H247L246 206L250 205ZM262 203H263V204H262V208H264V202H262ZM96 204L98 205V201H96ZM108 204H109V202H108ZM212 204H213V205H212ZM260 204H259V205H260ZM97 205H96V207H97ZM116 205H118V204L115 203V207H116ZM197 205H198V206H197ZM235 205H236V206H235ZM237 205H238V206H237ZM91 206H92V205H91ZM94 206H95V204H94ZM107 206H108V205H107ZM211 206H212V207H211ZM243 206H244V204H243V205H240L238 209H240V207H243ZM92 207H93V206H92ZM92 207H90V208L92 209V212H91V211H90V212L92 213V215H94V214H93V211H94V212H96V211L93 210L94 208H92ZM96 207H95V208H96ZM110 207H112V206H110ZM201 207H202V206H201ZM248 207H250V206H248ZM248 207H246L245 209L248 210V209H249ZM259 207H260V209H261V211H262L261 205H260ZM98 208H99V206H98ZM116 208H117V207H116ZM118 208H119V206H118ZM189 208L191 209L192 206H191V207L189 206ZM91 209H90V210H91ZM106 209H107V207L105 208V210H106ZM192 209H193V208H192ZM192 209H191V210H192ZM205 209H206V208H205ZM241 209H242V208H241ZM245 209H244V210H245ZM88 210H89V209H88ZM99 210H100V209H98L97 212H99ZM108 210H109V212H110V213H109L110 216H108V215H104V216H103V217H104V218H103L104 223L102 222V223H103L102 225H104V227L106 226L105 221L108 219L107 217H110V218H111V216L113 217V224H114L115 221L117 222V217H116V215H115L116 210L114 209L112 212L110 211V209H108ZM111 210H112V208H111ZM120 210H122V209H120ZM193 210H194V209H193ZM203 210H204V209H203ZM236 210H237V209H236ZM117 211H118V210H117ZM194 211H195V210H194ZM204 211H205V210H204ZM204 211H203V212H204ZM206 211H208V209H206ZM206 211H205V214H206ZM240 211H241V210H240ZM263 211H264V210H263ZM103 212H104V211H103ZM119 212H120V211H119ZM210 212H209V213H210ZM234 212H235V210H234ZM242 212H243V211H242ZM242 212H241V213H242ZM91 213H90V214H91ZM121 213H122V211H121ZM121 213H120V214H121ZM123 213H126V212H123ZM196 213H197V212H195V215H194V216H196ZM236 213H237V212H236ZM239 213H240V212H239ZM90 214H89V215H90ZM95 214H97V213H95ZM100 214H101V212H100ZM100 214H99V215H100ZM102 214H103V213H102ZM117 214H118V212H117ZM203 214H204V213H203ZM261 214H262V212H261ZM92 215H91V216H92ZM126 215H127V214H126ZM126 215H125V216H126ZM200 215H201V214H200ZM212 215L210 214L209 220L212 221V220H211V218H212V219H213V222L215 223L216 221L214 220V217H211ZM96 216H98V214H97ZM96 216L94 215V216H93V219H95ZM105 216H107V217H106V218H107L106 220H105ZM123 216H124V215H123ZM207 216H209V214H208ZM239 216H240V215H239ZM121 217H122V216H121ZM126 217H127V216H126ZM201 217H202V216H201ZM201 217H200V218H201ZM110 218H109V219H110ZM123 218H124V217H123ZM194 218H195V217H194ZM204 218H205L206 220H208V218H207L205 215H204ZM228 218H229V217H228ZM228 218H227V220H229V222H230L231 219H230V218L228 219ZM98 219H99V216H98ZM98 219H95V220H98ZM114 219H116V220H114ZM205 219H204V221H205V226H206V228H207L211 223H210V221H207V222H206ZM259 219H261V216H260ZM87 220H88V219H87ZM90 221H91V220H90ZM92 221H93V220H92ZM100 221H101V219H100ZM100 221H98V222L100 223ZM118 221H119V220H118ZM201 221H202V220H201ZM204 221H203V222H204ZM107 222H108V220H107ZM107 222H106V223H107ZM110 222H111V221L109 220V225H107V229H108V226H110V224H111ZM213 222H212V224H214ZM231 222H232V221H231ZM259 222H262V220H260V221L257 220V223H259ZM91 223H94V222H91ZM96 223H97V221H96ZM96 223H94L93 225H95ZM135 223H136V221H135ZM207 223H208V224H207ZM227 223H228V221H227ZM87 224H88V223H87ZM89 224H90V222H89ZM89 224H88V225H89ZM115 224H117V223H115ZM133 224H134V223H133ZM212 224H211V226H213ZM217 224H219V223H217ZM228 224H229V223H228ZM240 224H241V223H240ZM262 224H263V223H262ZM207 225H208V226H207ZM258 225H259V224H258ZM258 225H257V229L260 228V226H262L261 223H260L259 226H258ZM85 226H86V225H85ZM97 226H98V225L96 224V227H97ZM99 226H100V225H99ZM99 226H98V227H99ZM112 226H113V225H112ZM114 226H116V225H114ZM121 226H122V225H121ZM125 226H126V224H125ZM130 226H131V225H130ZM135 226H136V225L134 224V227H132V229L135 228V233H136V230H137L136 228H138V227H135ZM214 226H215V225H214ZM83 227H84V226H83ZM90 227H92V226L90 225ZM94 227H95V226H94ZM94 227H92V228L94 229ZM98 227H97V228H98ZM119 227H120V226H119ZM128 227H129V226H128ZM209 227H210V226H209ZM263 227H264V226H263ZM114 228H115V227H114ZM129 228H130V227H129ZM129 228H128V229H129ZM163 228H164L165 231H166V227L164 226ZM163 228H162V229H163ZM167 228H168V227H167ZM204 228H205V227L203 226V229H204ZM210 228H212V227H210ZM216 228H217V227H213V228H212V230H214V231H213L214 233H215V231L217 230ZM241 228H242V230L245 229L243 226H241ZM73 229H74V228H73ZM88 229H89V227H88ZM104 229H105V228H104ZM112 229H113V228L111 227V230H110V227H109V231L107 230V231L109 232L108 234H110V232H111V233L113 232ZM121 229H122V228H121ZM203 229H202V230H203ZM261 229H263V228H261ZM261 229H259L260 231H257V232L260 233V232L262 231ZM70 230L72 231V228H71ZM100 230L102 231V229H99V231H100ZM105 230H106V229H105ZM123 230H124V229H123ZM123 230H122V231H123ZM129 230H130V229H129ZM129 230H128V231H129ZM182 230H183V229H182ZM208 230H209V229H208ZM71 231H70V236L72 237V239H71V238H69V239H71V244L73 245L72 242H73V240H74L73 238H75V237L72 236V235H73L72 233L75 231V229H74L73 232H71ZM91 231H92V230H91ZM101 231H100V232H101ZM103 231H104V230H103ZM122 231H121V232H122ZM124 231H125V230H124ZM194 231H195V230H194ZM239 231H240V228H239L238 232H239ZM243 231H244V230H243ZM243 231H242V232H243ZM245 231H246V230H245ZM245 231H244V232H245ZM263 231H264V230H263ZM81 232H82V231H81ZM83 232H84V231H83ZM93 232L95 233V230H94ZM93 232H92V233H93ZM100 232H99V235H100ZM105 232H106V231H105ZM116 232L118 233V231H117V227H116V230H115V233H114V234L112 233L111 235H108V236H110V238H112L111 241L113 240L112 242H114V243L116 242V241H114V238L117 237ZM162 232H164V231H162ZM204 232H205V231H204ZM209 232H212V231L209 230ZM74 233L76 234V232H74ZM78 233H79V232H78ZM78 233H77L76 235H78ZM88 233H90V232H88ZM96 233H97V234H93V240H94L95 238L97 239L98 231H97ZM101 233H102V232H101ZM103 233H104V232H103ZM164 233H165V234H166V233L168 234V232H164ZM164 233H163V234H164ZM192 233H193V232H192ZM239 233H240V232H239ZM75 234H74V235H75ZM79 234H80V233H79ZM83 234H84V233H83ZM83 234L81 235V236H82L81 239H82L83 241L86 240L87 242L90 241V242H91V245H92V237H91L92 235L90 234L91 236H89V237H90V238H89L88 235L84 234V236L86 235L89 239H88L87 237L83 239V237H84ZM165 234H164V236H166ZM179 234H180V233H179ZM198 234H199V233H198ZM206 234H208V233H206ZM210 234H211V233H210ZM244 234H245V233H244ZM104 235H105V233H104ZM106 235H107V234H106ZM106 235H105V236H106ZM119 235H120V234H119ZM168 235H169V234H168ZM168 235H167V236H168ZM193 235L195 236V235H196V232H195V234H193ZM203 235H204V237H205V233H204ZM211 235H212V234H211ZM242 235H243V234H242ZM70 236H68V237H70ZM115 236H116V237H115ZM161 236H162V233H160V238L163 237V236H162V237H161ZM206 236H207V238H208V235H206ZM263 236H264V235H263ZM79 237H80V236H79ZM169 237H170V238H169ZM99 238H101V236H100ZM104 238H105V237H104ZM104 238H103V239H104ZM106 238H107V237H106ZM110 238H109V239H110ZM163 238H164V237H163ZM163 238H162V239H163ZM165 238H167V237H165ZM165 238H164V239H165ZM75 239H76V238H75ZM87 239H88V240H87ZM90 239H91V240H90ZM109 239L107 238L108 241H109ZM117 239H118V237L116 238V240H117ZM162 239H161V241H162ZM164 239H163V240H164ZM167 239H168V240L171 239L172 241L170 242V244H172L173 239L171 238V236H168ZM259 239H260V238H259ZM261 239H262V237H261ZM82 240H81V241H82ZM97 240H98V239H97ZM97 240H96V241H97ZM101 240H102V239L98 240V243H102V242H99V241H101ZM69 241H70V240H69ZM166 241H167V240H166ZM169 241H170V240H169ZM258 241H261V240H258ZM93 242H94V241H93ZM104 242H105V241H104ZM132 242H133V241L131 240V243H132ZM136 242H137V241L135 240V243H136ZM138 242H139V241H138ZM261 242H262V241H261ZM263 242H264V241H263ZM95 243H97V242H95ZM106 243H107V242H105V244H106ZM108 243H109V245L111 244L110 242H108ZM116 243H118V242H116ZM164 243L167 244L168 242L166 243V242L164 241ZM71 244H70V245H71ZM86 244H87V243H86ZM88 244H89V245H88ZM88 244H87V245L90 246V243H89V242H88ZM255 244H257V243H255ZM261 244H263V243H261ZM68 245H69V244H68ZM87 245H85V246L88 248ZM95 245H96V244H95ZM95 245H94V246H95ZM97 245H98V244H97ZM97 245H96V246H97ZM115 245H119V244H115ZM141 245H142V244H141ZM159 245H160V246H159ZM159 245H158V246H159L160 248H164V249H162V250H164V251L166 250V249H165V246H167V245H164V246H163V244H162V246H161V242H160ZM173 245H174V243H173ZM173 245H171V246H173ZM181 245H182V244H180V247H181ZM206 245H207V244H206ZM206 245H205V246H206ZM96 246H95V249H96ZM99 246H100V248H104V251L101 249L103 252H105L106 250H108V249L105 250L106 245H104L105 247H101L102 245L99 244ZM99 246H98L97 248H99ZM110 246H112V245H110ZM168 246H170V245L168 244ZM205 246H204V247H205ZM260 246H262V245H260ZM83 247H84V246H83ZM90 247H92V248H91V251H92V250H93V246H90ZM90 247H89V248H90ZM112 247H113V246H112ZM135 247H136V244H134L133 247L131 246V249H133V248L135 249ZM141 247H142V246H141ZM184 247H185V246H184ZM186 247H188V246H186ZM186 247H185V248H186ZM254 247H256V246L254 245L253 248H254ZM87 248H85V251L83 250V251H81V252H83V253H84V252H87V251H86ZM108 248H109V247H108ZM117 248H118V247H117ZM136 248H137V247H136ZM167 248H168V247H167ZM171 248H173V252H172L173 254L177 251V255L174 254V257H175V255H176V258H177L178 255H180V254L183 255V253H184V252H183V253H182V252H181V253H180V252L178 253L179 249L175 248V245H174V247H171ZM174 248L177 249L175 252H174ZM257 248H258V247H257ZM263 248H264V247H263ZM115 249H116V248H115ZM119 249H120V250L117 249L118 252H119V254L117 253V255L120 256V253H121L120 251H122V249H121V248H119ZM134 249H133V250H134ZM181 249H182V248H181ZM187 249H190V248L188 247ZM255 249H256V248H255ZM87 250H88V249H87ZM96 250L99 251L100 253L102 252V251L99 250V249H96ZM139 250H140V248H139ZM139 250H138V251H139ZM184 250H185V249H184ZM194 250L196 251V249H194ZM257 250H259V249H257ZM76 251H77V250H76ZM114 251H115V250H113V252H114ZM135 251H136V249H135ZM138 251H137V252H138ZM171 251H172V250L170 249V253H171ZM259 251H263V250L260 249ZM81 252H80V253H81ZM88 252L90 253V250H89ZM88 252H87V254H88ZM94 252L96 253V251H94ZM99 252H97L98 254L96 253L97 256H95V255L93 254V252H91L94 256L92 255L93 257H90V258H91L92 260H95V261H96L98 255H99ZM109 252H110V248H109ZM111 252H112V251H111ZM113 252H112V253H113ZM190 252H191V253L193 252L192 249H190ZM205 252H206V250H204V252H203V256L206 255ZM77 253H78V252H77ZM105 253H106V252H105ZM105 253H104V256H105ZM107 253H108V252H107ZM114 253H115V252H114ZM139 253H140V252H138L137 255L140 257V254H139ZM144 253H145V251H144ZM144 253H143V251H142L141 254L143 255ZM185 253H186V252H185ZM84 254H85V253H84ZM109 254H110V253H109ZM133 254L136 255V252H135V253L133 252ZM207 254H208V253H207ZM100 255L102 256V254H100ZM100 255H99V257H101ZM187 255H189V254H187ZM191 255H193V253H192ZM81 256H82V255H81ZM85 256H86V254H85ZM131 256L134 257V256L132 255V250H131ZM144 256L147 257L146 253H145ZM172 256H173V255H172ZM185 256H186V255H185ZM194 256H195V255H194ZM207 256H208V255H207ZM209 256H210V255H209ZM209 256H208V258H210ZM87 257H88V256H87ZM108 257L111 258L112 256L110 257V255H108L107 257H105V258H104V262H106V260H107L106 258H108ZM139 257H137V258H139ZM146 257H143V258L145 259ZM174 257H173V259L175 260ZM178 257H179V260H178V259L175 260V261H177V262L181 260V259H180V256H178ZM201 257H202V255H201ZM84 258H85V257H83V259H84ZM93 258H94V259H93ZM109 258H108V259H109ZM181 258L185 260L184 256L181 257ZM189 258H190V255L187 256V258H186L188 264H189V261L192 260V258H191L190 260H188ZM193 258H194V257H193ZM203 258H204V257H203ZM99 259H100V258H99ZM99 259H98V261H99ZM114 259H118V258H116V256H115ZM144 259L140 258V259H139L140 262L136 261L137 263H135V264H141V262H142L143 264H145V263H144V261H145ZM195 259H197V257H196ZM195 259H194V260H195ZM198 259H199V257H198ZM205 259H206V257H205ZM102 260H103V259H102ZM143 260H144V261H143ZM95 261H94V263H92V264H95ZM107 261H108V260H107ZM146 261H147V260H146ZM195 261H196V260H195ZM205 261H206V260H205ZM92 262H93V261H92ZM102 262H103V261H102ZM127 262H128V260H127ZM131 262H132V261H131ZM182 262H183V261H182ZM182 262H181L180 264H182ZM206 262H207V261H206ZM208 262H209V261H208ZM208 262H207V264H209ZM210 262H211V261H210ZM106 263H107V262H106ZM133 263H134V262H132L131 264H133ZM163 263H164V262H163ZM192 263H193V262H192ZM192 263H190V264H192ZM204 263H205V262H204ZM96 264H98V262H96ZM125 264H126V263H125ZM128 264H130V263H128ZM146 264H147V262H146ZM184 264H186V261H185ZM201 264H203V262H201ZM205 264H206V263H205ZM261 264H262V263H261Z\"/></svg>",
	"mask_w": 264,
	"mask_h": 264
}]
</instances>
